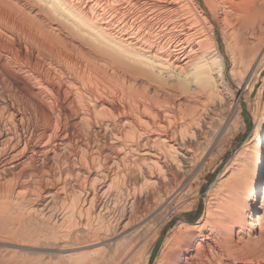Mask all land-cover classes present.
<instances>
[{
  "label": "bare ground",
  "instance_id": "bare-ground-1",
  "mask_svg": "<svg viewBox=\"0 0 264 264\" xmlns=\"http://www.w3.org/2000/svg\"><path fill=\"white\" fill-rule=\"evenodd\" d=\"M206 1L223 49L197 0H0V30L39 58L0 39V193L16 209L42 192L31 188L37 197L28 202L26 186L51 182L26 208L53 216L62 204L41 250L76 264H129L151 218L194 203L200 174L247 130L245 107L251 135L211 185L200 218L181 223L166 264L187 261L192 246L207 249L209 264H246L231 257L236 242L264 244V0ZM45 63L76 98L82 129L103 139L104 162L87 148L59 165L58 147L68 144ZM30 115L35 125L25 123ZM36 157L55 161L56 171L30 168ZM68 186L76 194L64 202ZM137 199L150 207L138 221Z\"/></svg>",
  "mask_w": 264,
  "mask_h": 264
},
{
  "label": "rangeland",
  "instance_id": "rangeland-1",
  "mask_svg": "<svg viewBox=\"0 0 264 264\" xmlns=\"http://www.w3.org/2000/svg\"><path fill=\"white\" fill-rule=\"evenodd\" d=\"M205 1L206 0H197L199 5L201 7H203L205 12L207 13V16L213 20L217 40L219 42L220 47L223 49L224 48V42H223V39L221 38L222 35H221V30L219 28L220 26L214 20L213 15L211 14L209 5L206 3L207 1L206 2ZM0 39H1L4 46H6V47L8 46L12 49H16V50L20 51L21 54L24 56L25 55H28L30 57L32 56L31 59L33 61L39 60V58L37 59V56L35 54H32L30 52L28 53L26 48H24V44L22 41L19 42V40H16V39H15L16 41H14V38L10 35L8 36L7 34L3 33L2 29L0 30ZM226 61L229 65V60L227 57H226ZM42 70L43 71L45 70L46 72H48L49 79L51 80V82L54 83L55 89H59V91H60L59 106L61 107V109L60 108L59 109L62 113V116H61L62 121L60 124V136H61L60 138L66 139L67 143L66 142L65 143L68 144V147L65 149L60 147V146L58 147L57 152L59 154H58L57 159L60 161L59 165L62 166L63 162L67 161V159L68 160L71 159L73 154L75 155L76 153L81 152L82 149L87 150V148L89 150L92 149V153L99 151L101 153V155L98 158L101 161V163L104 162L103 161L104 157H103V153H102V148L100 146L103 139L102 138L100 139L98 136H96L95 133L93 132V130H90V129L88 130V128H86L87 130H85V128L82 129L83 127H81L79 125L78 121L76 120L77 115H75V112H74V110H76V108L72 107L73 105L76 106V104H74L76 102L75 101L76 98L73 96L72 93H70V91H67L68 90L66 88L67 85H66L65 81L63 83V80H64L63 77L61 78L62 80L57 81V76L54 75L53 70H51L50 67L47 66L46 63H45V66L42 64ZM45 71H44V73L46 74ZM55 82H57V83L61 82V84L59 85ZM52 112L54 113L53 117L55 118V116H56L55 114H57L59 111L56 107H54ZM244 116H245V120L247 122V128H246L247 130L240 133V135L234 140L231 148H229L226 151V153L216 163H214V164L212 163V164L208 165V167L206 168V171L204 170L203 171L204 173L202 172V174H200V177L203 180L201 181L200 184L198 183L199 191H198L197 196L194 199L195 200L194 203L191 204L189 208L187 207L186 209H183L182 211H177V210H174L173 208L172 209L169 208L167 211H165L163 213V215L161 217H160V215H156L157 217L155 216V217L151 218V221L148 223L147 228L140 235V241H141L140 247L137 250L136 254L134 255L133 260L129 264H144L143 262L145 261V258L147 256V251L150 247H151V251L149 254V259H148L147 264H163L164 262H165L164 264H166L169 261L168 258L173 253V242H174L173 240L177 236L178 237L180 236L181 229H179V227H180L181 223L182 222L184 223L185 221L192 223V222L197 221L200 218V216L202 215V213L204 212V210L206 208V205L208 202L207 200L209 198V196H208L209 195V189H210L211 185L214 184V182L218 178L217 176H219L221 174V172L225 168L226 164L232 158L235 151L251 135V130L253 129L254 123H253V119L249 113V108H247V107L244 108ZM29 118H28L27 122L25 121L26 124L29 122L28 123L29 126L35 125L36 122L38 121V120H36V117L33 115L32 116L30 115ZM31 118H32V120H31ZM33 119H34V121H33ZM83 130H85V131H83ZM83 134H84V136H83ZM85 136H87V137H85ZM65 137H67V138H65ZM98 144L100 147L97 146ZM67 152H68V154H67ZM40 159H41V157H38V158L36 157L35 161L34 160L32 161L30 168H33L35 170L37 169L39 171L42 167L45 170H47V169L53 170L54 169V171H56V163L51 164V162H55V161H43V159H41V160ZM43 162H45L44 163L45 165L43 164ZM53 165H54V167H53ZM50 166H51V168H50ZM25 168H28L27 165H22L21 167L19 166L16 169H13L12 172H13V174L15 172H16L15 174H17L20 171L24 170ZM11 173L7 174V176L11 177ZM6 178H8V177H6ZM45 181H47V180H45ZM45 181L44 180L43 181L37 180L36 182L38 184L35 182V183H32V184L26 186L27 191H26V189H24L25 191L24 190L23 191L26 192L25 194L29 197L28 202L29 201L32 202V200L36 199V197H37L36 194H39L41 191L43 192L45 189L44 187L49 188L52 186L50 181L49 182L47 181L46 184H44ZM192 182H193L192 187L197 185V180L192 181ZM198 182H199V180H198ZM39 183H42V185ZM39 187L42 188L43 190L40 189ZM29 188L30 189L35 188L34 189L35 193H36V194L34 193L35 196H34V194H31L32 195V197H31L29 191H31V193H33L34 190H32V189L30 190ZM38 188H39V190H41L40 192H39ZM36 190L38 192H36ZM42 192H41V194L38 195L37 199L38 198L41 199V197L43 195ZM63 192L68 195V196H66V194H65V196H64V198H65L64 202H67V200H69L70 198H73V196L76 194V189H74L72 186H68L67 190H65ZM3 197H4V194L0 193V264H76L73 261H71L69 257L68 258H63L62 256H58V257L56 256L55 257V255L53 253H51L49 250H45V249L41 250V247L39 244V243H42V242L48 240L46 238V237H48V234H49V233L46 234V231L47 230L49 231V227H50L48 224H52V225L55 224V219H54L55 217L54 216L57 214H60V211H61L60 209H62V204H60L59 201L57 203L55 202L57 206L56 205L54 206V210H56L57 208L58 209L56 211H54V213H52L53 216H51V215L48 216V214H45V213H44L45 214V216H44L43 212L31 210L32 206L37 202V199L35 200V202H32L33 205L31 203L28 204L26 202L27 199L25 201L23 200L27 204L25 205L22 202V206L24 205L23 207H25V206L26 207L23 208L21 206L19 208L16 207V209H15V207L14 206L11 207L12 205L11 204L9 205ZM30 205H32V206H30ZM28 206L31 207L30 210L32 212L29 209H26ZM123 206H124V200H120L116 204V208H117L116 211H118V212L121 211V209H123ZM20 208L21 209L23 208L24 210L22 209V210L18 211V209H20ZM131 208L133 211H135L134 212L135 214L132 217L138 216V217H136L137 218L136 221H138L140 218L146 217L148 215L149 209H150L149 204L147 202H144L143 199H137V200L133 201ZM25 209L28 211H25ZM15 210H17V211H15ZM23 211L26 214H28V213L29 214L26 216V214L23 213ZM22 213H23V215H22ZM41 213L43 216H41ZM111 216H112V219L107 214L105 216L104 221L106 223L111 222L115 218L114 214H111ZM108 217H110V219ZM161 218L164 220L165 225L161 229L158 237L156 238V240L154 241V244H153V240L156 236V233L158 232V230L161 226V224H159V221L161 220ZM30 230H32L33 233ZM23 231H25V232H23ZM25 233H26V237H29V239H25ZM28 235H30L31 238ZM171 243H172V245H171ZM242 243L243 242H241V241L236 242L237 247L234 249L235 253L233 251L230 253L231 257L236 258L238 261L246 262V264H256L257 261L260 264V262L262 260H264L263 259V257H264V251H263L264 244H261V245L258 244L259 246H257V248H256L255 247L256 245H253L250 243H248L247 245L245 243H243V247H242V245H241ZM21 244H23V246ZM249 244H250V246H249ZM238 247L240 248V250H238L239 249ZM204 250H205L204 253H197L195 251V246H192V251H191V254L189 255L190 256L189 259L187 261H185V259H184L180 264H197V263L198 264L199 263L200 264H209L208 261L206 260V257H205V253L206 254L208 253L207 249L205 248ZM255 250H256V252H255ZM260 250H261V252L259 253ZM256 253H257V255H256ZM261 253L263 255H261ZM97 256H98L97 253H90L86 258H88V260H90L91 257L94 258ZM103 258L107 259V255H104ZM98 262H100V260H98ZM253 262H255V263H253Z\"/></svg>",
  "mask_w": 264,
  "mask_h": 264
}]
</instances>
